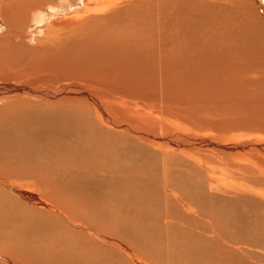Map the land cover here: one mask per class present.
<instances>
[{"label":"rangeland","instance_id":"obj_1","mask_svg":"<svg viewBox=\"0 0 264 264\" xmlns=\"http://www.w3.org/2000/svg\"><path fill=\"white\" fill-rule=\"evenodd\" d=\"M237 1L0 0V81L62 90L0 94V246L36 216L20 184L65 202L66 264H264V41Z\"/></svg>","mask_w":264,"mask_h":264},{"label":"bare ground","instance_id":"obj_2","mask_svg":"<svg viewBox=\"0 0 264 264\" xmlns=\"http://www.w3.org/2000/svg\"><path fill=\"white\" fill-rule=\"evenodd\" d=\"M239 3V6L242 7V9L246 10L247 13L254 17L253 21H256V25H253L256 29H258V31L260 30L261 32L259 33L258 31H256V34L259 33V35H257V39L261 41H264V26H263V21L258 17V13L256 11V7L257 5L254 3L253 0H247V3L244 2V0H238L237 1ZM242 4V5H240ZM32 5V4H31ZM53 9V8H52ZM241 10V9H240ZM250 10H251V13H250ZM242 11V10H241ZM262 11V9H261ZM37 12V11H36ZM46 14V13H44ZM243 14V13H242ZM43 11H38L35 16H34V21H35V24H38L40 25L44 20H46L45 18H47V16L44 18L43 17ZM249 21V20H248ZM251 22V21H250ZM249 26V25H248ZM251 29V28H250ZM101 37V36H100ZM87 38V37H85ZM88 41V40H87ZM100 43V42H99ZM82 44V43H81ZM178 54V53H176ZM175 55V54H174ZM100 57V56H99ZM174 59V58H173ZM175 60V59H174ZM47 68V67H46ZM87 72V69L85 71V73ZM91 72V71H90ZM88 73V72H87ZM92 74V73H91ZM105 74V73H104ZM107 76V75H106ZM105 76V77H106ZM104 80V79H103ZM11 82V81H10ZM9 80L7 82H1L0 81V94H3L4 96L5 95H8L12 92H15V93H25V94H30L31 96L30 97H33V96H36L37 98L38 97H42V98H53L55 96H58L60 95V93L62 92V90L59 92V91H51V92H46L45 89H41V88H36L32 85H29L30 83L29 82H25L24 83L21 81V82H16L14 84L10 83ZM38 87V86H37ZM75 91V90H74ZM71 92V91H70ZM3 96V97H4ZM23 96V95H22ZM27 97V96H26ZM5 98V97H4ZM12 98V97H11ZM10 98V99H11ZM19 98V97H18ZM34 98V97H33ZM49 98V99H50ZM2 98H0V101H1ZM8 98V100H10ZM7 100V99H5ZM10 102V101H9ZM14 102V101H13ZM17 103V102H16ZM97 103V102H96ZM252 110V109H251ZM255 111V110H254ZM9 113V112H8ZM253 113V112H252ZM256 113V112H255ZM254 116H257L256 114H253ZM252 116V114H251ZM253 116V117H254ZM15 117V116H14ZM254 119V118H253ZM259 119V118H258ZM20 120V119H18ZM246 121V119H244ZM13 121V120H12ZM53 122V121H52ZM244 122V121H243ZM252 122V121H251ZM264 122V121H263ZM55 123V122H54ZM53 125V124H52ZM56 125V124H55ZM250 125V124H249ZM264 126V125H263ZM240 127V126H239ZM244 127V126H243ZM252 127V125H251ZM56 128V127H55ZM250 128V127H248ZM263 128V127H262ZM53 129V127H52ZM2 130V129H1ZM48 133V132H47ZM46 133V134H47ZM62 134V133H61ZM64 134V133H63ZM58 135V134H57ZM61 137H63L61 135ZM241 145V144H240ZM255 146V144H253ZM18 146V144H17ZM244 146V145H243ZM253 146V147H254ZM252 147V148H253ZM259 150V149H258ZM261 151V150H259ZM252 152H254V149L252 150ZM262 152V151H261ZM260 152V154H261ZM264 152V150H263ZM260 165V164H259ZM260 173V172H259ZM257 177V176H256ZM258 180H262L264 181V179H262L261 177H257V181ZM1 181V180H0ZM13 183V182H12ZM3 184V183H2ZM10 185H13V184H5V186H10ZM20 188L18 189H22L21 191L23 192V196H22V199L20 197V194L17 193L20 197V201H16L18 203H20L19 205L21 206H26L28 208H34L32 210H30L33 214H35L36 216L34 217L33 215L31 216H28L26 217L24 220V224L23 226L20 228V232L17 233V237H15L14 239H10V238H6L4 237V244L7 246V245H11V247H16V249H20L19 252L17 251H14L13 249L10 248L11 251H9L7 249V247L5 246H0V253L2 254H6L8 255L7 257H9L14 264H33L32 261H31V256L29 255V248L33 247V249L35 250H39V253L40 255H42V258H40L39 261V264H66V206H65V202H62V203H56V207H53V206H50L46 200H43L42 197L36 193H34L32 190L26 188V186H22V185H18ZM13 187V186H12ZM11 187V188H12ZM16 187V186H15ZM10 188V187H9ZM249 188V187H248ZM5 189V188H4ZM8 189V188H7ZM250 189V188H249ZM253 189H256V188H252V191L255 193L256 196H259L261 198V204L264 205V192L261 191V189H256V190H253ZM1 190V189H0ZM14 190V188L12 189ZM1 192V191H0ZM20 192V191H19ZM252 192V193H253ZM3 193V191L1 192ZM6 193V192H5ZM3 193L5 196H7L8 198L10 199H13L11 197V194L9 193ZM253 193V194H254ZM98 195V194H97ZM96 195V196H97ZM2 196V195H1ZM95 196V197H96ZM18 198V197H17ZM47 198H49L47 196ZM64 198V197H63ZM14 200V199H13ZM23 200V201H22ZM98 200V199H97ZM6 201V200H5ZM8 201V200H7ZM25 201V203H24ZM2 203V202H1ZM1 203H0V206H1ZM6 203H9V202H6ZM95 203V202H94ZM93 203V204H94ZM11 205V203H9ZM3 205V204H2ZM108 205V204H107ZM6 206V205H5ZM13 206V205H12ZM9 207V206H8ZM7 208V206H6ZM14 208V207H13ZM18 209L17 207L15 208V210ZM37 209V210H36ZM39 209V210H38ZM263 211H259V213L261 212V214L259 215V218L262 219L263 223H262V226H261V232L264 231V208H262ZM10 210V208H9ZM14 210V209H13ZM20 210V209H19ZM41 210V211H40ZM111 211V210H110ZM113 211V210H112ZM44 212L45 214V218L41 217V214ZM1 213V212H0ZM112 213V212H111ZM10 214V213H9ZM15 213H13L14 215ZM113 214V213H112ZM69 215L72 216L69 212ZM86 215V213L83 214V217ZM18 216V215H17ZM81 216V215H80ZM20 217V216H19ZM22 217V216H21ZM74 217V216H73ZM88 217V216H87ZM17 218V217H16ZM24 218V217H23ZM22 218V219H23ZM70 218V217H68ZM115 218V217H114ZM258 218V216H257ZM71 219V218H70ZM78 220V218H76ZM90 219V218H88ZM13 220V219H12ZM85 220L86 217H85ZM78 220V221H82V224L84 227L83 229L85 228V231L87 233V236L88 234L94 238L96 240L97 236H98V231H97V228L95 227V225H93V222L92 220ZM14 221V220H13ZM75 221V220H74ZM72 221H70V224H71ZM114 222V221H113ZM76 223V222H75ZM78 223V222H77ZM81 224V223H80ZM69 225V224H68ZM77 225V224H76ZM75 225V226H76ZM71 226V225H69ZM78 226V225H77ZM76 226V227H77ZM81 226V225H80ZM68 227V226H67ZM72 227L74 228V230L76 229V227H74L72 225ZM82 227V226H81ZM72 228V230H73ZM79 228V227H78ZM113 228V227H112ZM260 228V227H259ZM72 230H70V232H72ZM73 230V232H75ZM82 230V229H81ZM258 230V229H257ZM79 231V229H78ZM77 233V232H76ZM83 233V232H82ZM260 233V231L258 232ZM80 234V233H79ZM84 234V235H85ZM263 235V234H262ZM261 235V236H262ZM77 236V235H76ZM86 236V235H85ZM86 236V237H87ZM89 236L90 239H92L91 237ZM80 237H83L80 236ZM79 237V238H80ZM18 238L21 239L22 241L25 242V249H21L19 244H18ZM75 238H78V237H75ZM85 238V237H84ZM83 239V238H81ZM81 239L79 241H81ZM89 239V241H90ZM78 240V239H77ZM88 240V238H87ZM85 240V241H87ZM83 242V241H82ZM88 242V241H87ZM93 240L91 241V244H94ZM33 244V245H32ZM81 244V242H80ZM87 244V243H85ZM90 244V243H88ZM79 245V244H78ZM95 245H96V242H95ZM100 245V244H99ZM97 245V246H99ZM259 245L261 247H264V241H260L259 242ZM84 247H86L85 245H82ZM82 246H79L78 249H80V247ZM88 246H94V245H88ZM87 246V247H88ZM96 246V247H97ZM29 247V248H28ZM83 247V249H84ZM86 247V248H87ZM95 247V248H96ZM101 247V245L99 246ZM89 248V247H88ZM93 248V247H91ZM94 248V249H95ZM82 249V251H83ZM97 249V248H96ZM95 249V250H96ZM87 252H88V249H86ZM84 250V251H86ZM102 250V249H101ZM91 251V250H89ZM93 251V249H92ZM100 251V248L99 250ZM98 251H95L99 254H101V251L98 252ZM94 252V254H95ZM76 253L78 254V250L76 251ZM80 254V253H79ZM88 254V253H86ZM86 254H85V257H86ZM76 255V254H75ZM90 255V253H89ZM72 256V255H71ZM71 256H70V259H71ZM77 256V255H76ZM92 256V255H91ZM97 256V255H96ZM101 256V255H100ZM99 256V257H100ZM79 257V256H78ZM90 257V256H89ZM95 257V256H94ZM98 257V258H99ZM84 258V256H83ZM82 258V259H83ZM87 258V257H86ZM85 258V259H86ZM91 258V257H90ZM93 258V256H92ZM96 258V257H95ZM97 258V259H98ZM73 259V258H72ZM95 259V260H97ZM80 262H81V258L78 259ZM92 260L94 259H91V263H92ZM106 260V259H105ZM78 261V262H79ZM90 261V260H88ZM102 260H99L97 262V264H101ZM74 263V262H73ZM77 263V260L75 261V264ZM84 263V261H83ZM82 263V264H83ZM88 263V262H87ZM87 263H84V264H87ZM94 263H96V261H94ZM105 263V262H103ZM102 263V264H103ZM0 264H6V263H3L0 261ZM69 264V263H68ZM79 264V263H77ZM93 264V263H92Z\"/></svg>","mask_w":264,"mask_h":264}]
</instances>
